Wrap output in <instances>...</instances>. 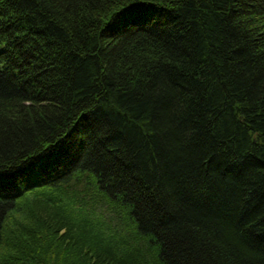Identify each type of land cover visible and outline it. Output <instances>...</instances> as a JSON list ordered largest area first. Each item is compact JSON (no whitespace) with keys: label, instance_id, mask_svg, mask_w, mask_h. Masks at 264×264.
Instances as JSON below:
<instances>
[{"label":"trees","instance_id":"obj_1","mask_svg":"<svg viewBox=\"0 0 264 264\" xmlns=\"http://www.w3.org/2000/svg\"><path fill=\"white\" fill-rule=\"evenodd\" d=\"M0 264H264V0H0Z\"/></svg>","mask_w":264,"mask_h":264}]
</instances>
